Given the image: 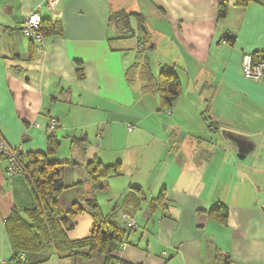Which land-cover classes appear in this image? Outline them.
I'll return each instance as SVG.
<instances>
[{
    "label": "crops",
    "instance_id": "0c3cea01",
    "mask_svg": "<svg viewBox=\"0 0 264 264\" xmlns=\"http://www.w3.org/2000/svg\"><path fill=\"white\" fill-rule=\"evenodd\" d=\"M46 3L0 0V132L7 143L25 156L47 153L49 121L57 117L59 148L48 160L64 163L63 183L76 185L77 195L91 160L120 164L121 175L109 179L111 209L142 216L116 253L120 260L215 264L219 254L231 264H264V81L242 71L244 53L264 52V0H59L54 10ZM37 8L62 26L42 44L21 29ZM122 9L142 13L144 27L133 18L134 34L120 35L110 13ZM147 61L157 79L162 72L179 78L182 94L171 107L156 90L144 92L139 71ZM7 169L0 161V262L14 253L5 219L26 216L37 202L26 173L10 178ZM162 189L163 204L152 206ZM219 204L228 207L226 224L210 218ZM27 259L106 264L53 249Z\"/></svg>",
    "mask_w": 264,
    "mask_h": 264
},
{
    "label": "trees",
    "instance_id": "16d2710c",
    "mask_svg": "<svg viewBox=\"0 0 264 264\" xmlns=\"http://www.w3.org/2000/svg\"><path fill=\"white\" fill-rule=\"evenodd\" d=\"M250 2L261 3L262 0H237V4L240 6H246ZM227 9L228 3L223 2L220 6V16H225ZM133 18L138 22L140 28L144 27L146 17L142 13L127 12L124 9L111 11L110 24L116 27L120 35H132L134 30L131 26V19ZM61 28L58 21L42 19L41 31L44 38L51 34H60ZM230 42L233 43L231 40ZM259 53L254 52L253 54L258 57ZM135 70V66L128 69V79L131 80ZM78 75L83 77L81 68L78 69ZM139 77L143 83L144 92L148 90L159 92L165 107H171L182 94L180 80L175 74L162 72L160 79H157L151 72L148 61L141 67ZM48 138L47 153L34 152L26 156L23 155L24 173L29 178L37 202L35 206L26 211V216L12 214L4 221L14 250L12 259L8 261L12 264H26L28 256L42 253L46 249H53L60 257L72 256L84 260L103 257L106 264L112 262L131 264L120 260L116 255L120 249L127 245L129 234L133 232L126 227L121 216L123 214L131 215L127 211H122L118 215L116 207L112 209L111 213L102 214L96 198L97 193L109 189V179L112 176L121 175L120 164H104L100 160H91L87 165L88 177L86 181L77 183L84 204L80 205L75 202L70 208L62 209L59 198L67 188L62 180L64 163L48 160V157L59 148L56 134L49 133ZM137 189L142 191L141 188ZM164 198L165 189H162L158 197L149 201L152 206L162 205ZM81 211H86L93 217L92 231L89 236L84 238H70L68 233L74 229L76 217ZM209 215L210 218L226 224L229 210L226 205L219 204L209 211ZM23 255L24 258H22ZM47 259L48 257L39 260L42 262ZM215 264H231V259L227 255L218 254L215 255Z\"/></svg>",
    "mask_w": 264,
    "mask_h": 264
},
{
    "label": "built area",
    "instance_id": "2783aa9c",
    "mask_svg": "<svg viewBox=\"0 0 264 264\" xmlns=\"http://www.w3.org/2000/svg\"><path fill=\"white\" fill-rule=\"evenodd\" d=\"M59 0H47L46 7L49 10H54ZM42 14L41 9L37 8L35 11L26 15L22 20V33L31 41L42 44L44 42V36L41 31L42 27ZM142 44H140V48ZM242 71L245 77L256 81H264V52H260L258 57H255L253 53H244L242 59ZM171 111L170 109L168 110ZM59 120L57 117H51L48 125V132L55 134L58 128ZM128 130L133 129V125H127ZM24 150L21 146H10L3 135L0 132V161L8 162V175L9 177L16 176L20 173H24ZM122 221L129 229L136 231L140 228V224L134 218L128 214L121 216ZM126 245L123 247L125 248ZM24 258V255L22 256ZM0 264H12L8 260H2Z\"/></svg>",
    "mask_w": 264,
    "mask_h": 264
},
{
    "label": "rangeland",
    "instance_id": "374dc122",
    "mask_svg": "<svg viewBox=\"0 0 264 264\" xmlns=\"http://www.w3.org/2000/svg\"><path fill=\"white\" fill-rule=\"evenodd\" d=\"M125 1H133V0H121ZM67 188L62 193L61 197L59 198V203L62 209H68L71 205L75 202L79 203L80 205L84 204V200L80 195H77L76 190L74 189L76 185L74 184H66ZM110 194V190L102 191L97 193L96 198L97 202L100 206V210L102 214H109L111 213V204L109 202L108 195ZM140 221H142V216L138 215ZM139 222V220L135 219ZM94 220L93 217L86 211H81L76 217V224L74 229L69 231L70 238H84L90 235L92 228H93ZM140 224V222H139Z\"/></svg>",
    "mask_w": 264,
    "mask_h": 264
},
{
    "label": "water",
    "instance_id": "95a60500",
    "mask_svg": "<svg viewBox=\"0 0 264 264\" xmlns=\"http://www.w3.org/2000/svg\"><path fill=\"white\" fill-rule=\"evenodd\" d=\"M225 36H227V35H225ZM111 264H115V262H112Z\"/></svg>",
    "mask_w": 264,
    "mask_h": 264
}]
</instances>
